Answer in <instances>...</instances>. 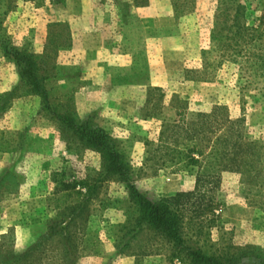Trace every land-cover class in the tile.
<instances>
[{
	"label": "rangeland",
	"instance_id": "rangeland-1",
	"mask_svg": "<svg viewBox=\"0 0 264 264\" xmlns=\"http://www.w3.org/2000/svg\"><path fill=\"white\" fill-rule=\"evenodd\" d=\"M18 51L34 55L44 92ZM0 54V264H191L127 209L128 182L62 121L104 129L130 183L158 201L197 179L176 170L180 105L225 106L260 147L259 175L220 172L221 220L206 240L231 264H264V0H0ZM67 183L90 196L83 212L56 208Z\"/></svg>",
	"mask_w": 264,
	"mask_h": 264
},
{
	"label": "trees",
	"instance_id": "trees-1",
	"mask_svg": "<svg viewBox=\"0 0 264 264\" xmlns=\"http://www.w3.org/2000/svg\"><path fill=\"white\" fill-rule=\"evenodd\" d=\"M15 58L27 65L33 89L44 92L34 55H24L18 51ZM176 115L172 132L183 140V148L178 152L181 160L176 163V170L197 168V179L192 190L180 191L158 201L148 198L130 183L121 154L104 129L89 127L86 123L75 124L74 117L70 115L64 116L62 121L75 130L87 145L100 150L108 159L110 169L121 174L123 180L128 182L130 196L127 209L136 211L141 220L161 232L191 264H231L234 255L213 251L206 240L211 229L221 220V204L215 194L221 180L220 172L228 170L259 175L260 161L257 157L260 147L255 142L242 139L239 130L244 119L227 117L225 106L215 105L210 111L190 113L187 107L180 105L176 107ZM162 149L165 152L163 146ZM78 186L65 184L63 196L56 195L54 199L56 208L66 206L69 201V204L75 203L73 212H83L90 196L83 195ZM106 207L104 205L102 209ZM75 217L73 215L72 218ZM40 244L41 241L31 246L22 256L10 252L9 259L27 257Z\"/></svg>",
	"mask_w": 264,
	"mask_h": 264
},
{
	"label": "crops",
	"instance_id": "crops-1",
	"mask_svg": "<svg viewBox=\"0 0 264 264\" xmlns=\"http://www.w3.org/2000/svg\"><path fill=\"white\" fill-rule=\"evenodd\" d=\"M0 57H1V54H0ZM6 72H7V69L4 68L1 64H0V76L6 78Z\"/></svg>",
	"mask_w": 264,
	"mask_h": 264
}]
</instances>
